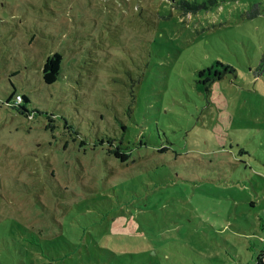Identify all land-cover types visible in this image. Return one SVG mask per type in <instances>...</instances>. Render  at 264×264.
Listing matches in <instances>:
<instances>
[{
	"label": "rangeland",
	"instance_id": "obj_1",
	"mask_svg": "<svg viewBox=\"0 0 264 264\" xmlns=\"http://www.w3.org/2000/svg\"><path fill=\"white\" fill-rule=\"evenodd\" d=\"M263 50L264 0H0V264H256Z\"/></svg>",
	"mask_w": 264,
	"mask_h": 264
},
{
	"label": "trees",
	"instance_id": "obj_2",
	"mask_svg": "<svg viewBox=\"0 0 264 264\" xmlns=\"http://www.w3.org/2000/svg\"><path fill=\"white\" fill-rule=\"evenodd\" d=\"M181 7L186 11H193L199 9L197 6H191L189 3L182 2ZM247 16L249 18H254L256 17V13H248ZM62 62V56L54 52L50 55H48L41 66V79L43 83L46 85H51L55 81H57L58 76L60 74V66ZM218 67H221L219 70ZM258 67L260 70H264V50L261 54L260 62ZM225 73H234V69L232 66L228 64L221 63L219 61L213 62L210 66L205 67L204 69H201L198 71V82L202 84V86L207 89L208 85L211 84L215 79H220ZM13 95V94H12ZM15 97V103L10 104L12 108L16 109L17 112L23 113L27 109L24 105L20 104L19 102H28V98L24 94H14ZM19 97L20 99H17ZM11 96H9V99ZM8 99V100H9ZM52 121V119L49 117V122ZM46 127H50V125L46 124ZM51 128L53 126L51 125ZM111 141L109 139V148L106 150L107 154L113 155L114 158L119 160V162L125 163L129 159V153L124 152V149L122 148L121 145H116L115 147L111 146ZM103 143V140L101 141ZM40 230V229H39ZM41 232V230H40ZM256 264H264V247L263 249L257 254L256 256Z\"/></svg>",
	"mask_w": 264,
	"mask_h": 264
},
{
	"label": "built area",
	"instance_id": "obj_3",
	"mask_svg": "<svg viewBox=\"0 0 264 264\" xmlns=\"http://www.w3.org/2000/svg\"><path fill=\"white\" fill-rule=\"evenodd\" d=\"M17 99H20L19 97H17Z\"/></svg>",
	"mask_w": 264,
	"mask_h": 264
}]
</instances>
